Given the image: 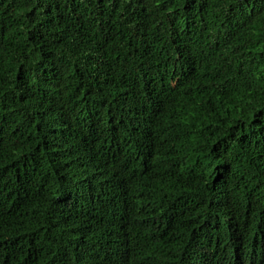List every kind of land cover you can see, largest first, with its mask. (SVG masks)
Returning <instances> with one entry per match:
<instances>
[{
    "label": "trees",
    "instance_id": "16d2710c",
    "mask_svg": "<svg viewBox=\"0 0 264 264\" xmlns=\"http://www.w3.org/2000/svg\"><path fill=\"white\" fill-rule=\"evenodd\" d=\"M0 264H264V0H0Z\"/></svg>",
    "mask_w": 264,
    "mask_h": 264
}]
</instances>
